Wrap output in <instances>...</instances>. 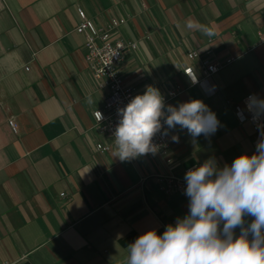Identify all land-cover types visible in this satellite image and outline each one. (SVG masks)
<instances>
[{
	"label": "crops",
	"instance_id": "1",
	"mask_svg": "<svg viewBox=\"0 0 264 264\" xmlns=\"http://www.w3.org/2000/svg\"><path fill=\"white\" fill-rule=\"evenodd\" d=\"M77 9L97 27L125 20L114 33L137 44L120 68L129 87L181 86L169 104L202 100L217 131L193 141L171 130L170 163L158 152L113 157L114 140L93 119L108 91L85 62ZM194 51L232 60L211 80L212 98L183 74ZM248 94L264 99V0H0V264H125L140 234L162 235L188 213L189 199L165 197L159 177L184 179L210 157L222 167L255 152L251 124L234 111Z\"/></svg>",
	"mask_w": 264,
	"mask_h": 264
},
{
	"label": "clouds",
	"instance_id": "2",
	"mask_svg": "<svg viewBox=\"0 0 264 264\" xmlns=\"http://www.w3.org/2000/svg\"><path fill=\"white\" fill-rule=\"evenodd\" d=\"M187 26L194 24L188 21ZM201 27L204 34H213ZM186 74L193 84L198 82L193 70ZM246 106L254 121L264 115V99L258 96H249ZM117 115L113 157L121 161L157 154L154 137H166L177 126L193 141L210 137L220 126L202 100L166 105L151 85L118 108ZM96 116L103 118L99 111ZM258 127L262 130L251 155L242 153L222 167L210 157L185 173L188 213L167 225L162 235L156 229L140 234L128 244L125 264H264V126ZM171 139L179 142L178 135ZM246 217L252 218L250 223Z\"/></svg>",
	"mask_w": 264,
	"mask_h": 264
},
{
	"label": "built area",
	"instance_id": "3",
	"mask_svg": "<svg viewBox=\"0 0 264 264\" xmlns=\"http://www.w3.org/2000/svg\"><path fill=\"white\" fill-rule=\"evenodd\" d=\"M77 14L80 23L75 31L85 38L84 58L85 62L93 75L95 82L101 90H107L108 96L104 101L102 108L93 112V119L96 128L102 135H108L113 140V133L118 124L119 117L117 109L124 107L134 96L143 94L144 92H136L134 88L129 87L121 74L120 68L123 62V55L127 49L135 50L137 44L127 42L123 39L117 38L115 31L125 23V20L112 21L107 26L97 27L92 20H90L84 10L77 9ZM190 64L183 70L184 76L188 79L191 86L199 87L203 93L212 98L216 95L215 90L211 85V80L232 60L222 64L212 58V52H206L204 57H201L197 52H190L187 55ZM193 63H197L200 72H196ZM194 71L197 75L198 82L193 84L186 74V72ZM181 86H174L166 92H161L165 99V104L168 105L176 100L184 92ZM248 94L242 101V106L235 108V114L240 124L249 123L254 132V149L256 143L260 138V131L258 126H264V115H261L258 120H253L252 113L247 109L246 101ZM97 111L102 114V119L99 120L96 116ZM10 128L17 134V126L14 121L10 120ZM153 142L159 146L160 155L170 163L171 146L168 137L157 134ZM108 148L102 145H97V151L104 153ZM135 160V159H132ZM188 171V170H187ZM186 171V172H187ZM159 191L167 198L189 199L185 195L186 181L177 177H159Z\"/></svg>",
	"mask_w": 264,
	"mask_h": 264
}]
</instances>
